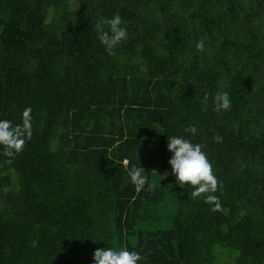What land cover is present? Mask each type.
Returning <instances> with one entry per match:
<instances>
[{"label":"trees","instance_id":"trees-1","mask_svg":"<svg viewBox=\"0 0 264 264\" xmlns=\"http://www.w3.org/2000/svg\"><path fill=\"white\" fill-rule=\"evenodd\" d=\"M117 13L109 56L95 24ZM25 107L31 139L0 155V264H92L106 242L141 264H264V0H0V118ZM173 134L204 145L221 211L173 183Z\"/></svg>","mask_w":264,"mask_h":264},{"label":"clouds","instance_id":"clouds-1","mask_svg":"<svg viewBox=\"0 0 264 264\" xmlns=\"http://www.w3.org/2000/svg\"><path fill=\"white\" fill-rule=\"evenodd\" d=\"M105 26H107L106 29ZM95 30L99 42L104 46V50L109 56L114 55V49L128 37V29L119 13L98 20ZM195 49L197 52H204L205 41L197 40ZM203 99L207 101V95ZM212 99L213 110L217 113L230 110L231 99L228 92L217 91ZM30 113L31 108L25 107L21 111L18 124L0 118V155L8 158L7 163H11L12 159L23 150L26 141L31 139ZM184 131L190 137H195L197 127L188 125ZM213 139L219 142L222 138L215 135ZM166 148L171 154L168 164L174 177L173 183L181 189H191L190 198L193 200L202 199L205 204L209 205V211H221L220 198L216 193L222 185L218 181L208 153L204 150V145L194 142L187 136L173 134L167 135ZM124 163L127 164V161ZM165 175L168 173L166 172ZM128 179L137 193L145 189L146 177L141 168L135 165L129 168ZM101 240L105 241L103 238ZM106 244V247L94 250L92 264H141L144 260L142 252L134 248H117L107 242Z\"/></svg>","mask_w":264,"mask_h":264},{"label":"rangeland","instance_id":"rangeland-1","mask_svg":"<svg viewBox=\"0 0 264 264\" xmlns=\"http://www.w3.org/2000/svg\"><path fill=\"white\" fill-rule=\"evenodd\" d=\"M72 8L77 9L78 4L76 1H72ZM176 212V204L166 196L164 201L163 213L160 221L157 223V227L160 229H169L172 226V217Z\"/></svg>","mask_w":264,"mask_h":264}]
</instances>
